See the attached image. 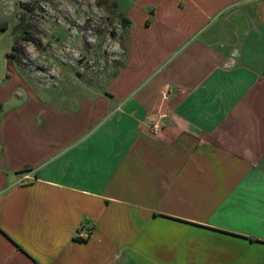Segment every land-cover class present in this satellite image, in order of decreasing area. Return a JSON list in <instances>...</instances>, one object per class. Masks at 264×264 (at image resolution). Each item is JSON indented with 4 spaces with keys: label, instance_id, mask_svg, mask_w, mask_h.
<instances>
[{
    "label": "crops",
    "instance_id": "obj_1",
    "mask_svg": "<svg viewBox=\"0 0 264 264\" xmlns=\"http://www.w3.org/2000/svg\"><path fill=\"white\" fill-rule=\"evenodd\" d=\"M112 1L103 96L57 103L6 57L0 264H264V0Z\"/></svg>",
    "mask_w": 264,
    "mask_h": 264
},
{
    "label": "rangeland",
    "instance_id": "obj_2",
    "mask_svg": "<svg viewBox=\"0 0 264 264\" xmlns=\"http://www.w3.org/2000/svg\"><path fill=\"white\" fill-rule=\"evenodd\" d=\"M124 35L112 0H0V73L15 45L9 68L42 85L43 97L72 104L103 96L122 65Z\"/></svg>",
    "mask_w": 264,
    "mask_h": 264
},
{
    "label": "built area",
    "instance_id": "obj_3",
    "mask_svg": "<svg viewBox=\"0 0 264 264\" xmlns=\"http://www.w3.org/2000/svg\"><path fill=\"white\" fill-rule=\"evenodd\" d=\"M232 59H234V56L232 57ZM233 63H234V62L231 61V62L229 63V65H232ZM168 96H169V92H167V91H163V92L161 93V97H162V99H167ZM161 129H162V128L160 127L159 124H154V125L150 128V131H151L153 134H158L159 132H161ZM80 231H81V232H79L78 236H79V238H80L82 241H88V240L91 239V237H92V232H91V230H89V229L84 230V229L82 228Z\"/></svg>",
    "mask_w": 264,
    "mask_h": 264
},
{
    "label": "trees",
    "instance_id": "obj_4",
    "mask_svg": "<svg viewBox=\"0 0 264 264\" xmlns=\"http://www.w3.org/2000/svg\"><path fill=\"white\" fill-rule=\"evenodd\" d=\"M126 23H127V21H126L124 18H122V25L124 26V28L126 27ZM12 49H13V52H14V51L16 50V46L13 45ZM11 55H12L13 58H14V53L11 54Z\"/></svg>",
    "mask_w": 264,
    "mask_h": 264
}]
</instances>
